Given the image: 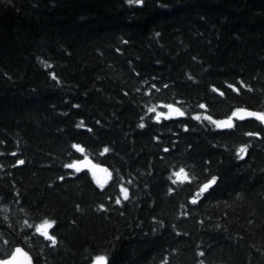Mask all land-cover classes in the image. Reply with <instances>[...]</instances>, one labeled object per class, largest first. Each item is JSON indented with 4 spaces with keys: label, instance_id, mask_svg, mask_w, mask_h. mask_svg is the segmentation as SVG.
Returning <instances> with one entry per match:
<instances>
[{
    "label": "trees",
    "instance_id": "16d2710c",
    "mask_svg": "<svg viewBox=\"0 0 264 264\" xmlns=\"http://www.w3.org/2000/svg\"><path fill=\"white\" fill-rule=\"evenodd\" d=\"M238 108L264 112V0H0V259L264 264V126L204 119Z\"/></svg>",
    "mask_w": 264,
    "mask_h": 264
},
{
    "label": "snow or ice",
    "instance_id": "6c2138e0",
    "mask_svg": "<svg viewBox=\"0 0 264 264\" xmlns=\"http://www.w3.org/2000/svg\"><path fill=\"white\" fill-rule=\"evenodd\" d=\"M133 0H129V3H132ZM136 3H140L141 0H135ZM153 87H155V85H153ZM231 87V86H230ZM222 95V93H221ZM164 107H166L169 111L167 113L164 112H158L156 114V119H159L161 116H183L185 113L178 107H175L173 104H166L164 105ZM201 108H204L205 105L201 104L200 105ZM149 111H153V109H149ZM233 117H237L238 119H244L245 117H254L257 120L264 122V112H257V111H249L247 109H243V108H238L236 110L233 111L232 115L227 117V119L225 120H213V118L210 115H205L204 119L211 121L212 123H214L217 127L220 128H232L233 127ZM195 119L199 120L201 119L200 115H196L194 117ZM143 125H141L142 127ZM248 135L250 136H256L258 135V133H248ZM74 148H76L77 150H79L80 152H83L84 149L82 148L81 145L78 144H74L73 145ZM108 149L105 148L104 152H107ZM238 152L244 153L247 151V145H240V147L237 150ZM103 154V153H101ZM17 163H23L22 161H17ZM66 167L69 168H75V170L77 172H79L81 170V166L88 168L90 167L92 170V175L93 178L96 179V182L98 184H100L101 187H103V182H101L100 179L97 178L96 176V169L99 168L98 165H94L91 163V161L88 160L87 156H85L83 161H75L72 164L69 165H65ZM103 172L107 173V169H101ZM181 173L184 172V169L181 168L179 170ZM62 179V178H61ZM183 179L187 180L188 176L187 174L184 175ZM215 177H213L212 180L208 181L206 184H203L200 186V188L198 189L199 194H203L209 187L210 185L214 182ZM124 194H125V199H127V189H124ZM117 203H119V200L116 201ZM193 203L196 202V197H193ZM101 207H103V205H101ZM55 222L51 221L47 218L43 219L42 224L38 225L36 227L37 232H40L46 239H49L52 241V243L54 244L56 242V238L52 235H50V233L47 231V229L52 228L53 224ZM18 255H22L25 259V261L27 262V264H31V259L28 256L27 252H24L23 249L21 248H16V250L12 253V256L5 261H0V264H15V261L17 260ZM92 264H107V257L105 255H96L93 258V262Z\"/></svg>",
    "mask_w": 264,
    "mask_h": 264
},
{
    "label": "water",
    "instance_id": "95a60500",
    "mask_svg": "<svg viewBox=\"0 0 264 264\" xmlns=\"http://www.w3.org/2000/svg\"><path fill=\"white\" fill-rule=\"evenodd\" d=\"M249 111H253V110H250V109H247ZM237 118V117H236ZM250 118H254V117H245L244 119H250ZM256 119V118H254ZM263 125H264V122H262ZM85 157L81 158L79 161H83ZM88 160L91 161L92 164L94 165H98L99 168L96 169V176L98 179L101 180V182H103V184L106 183L107 179H108V176H109V168L104 165V164H98L96 163L91 157L87 156ZM101 169H107V173L103 172ZM80 171H92L90 167L88 168H85V167H82L81 166V170ZM21 248L23 249L24 252H27L28 253V256L30 257L31 259V264H36L34 258H33V255L26 249L24 248L23 246H16L13 250V252L16 250V248ZM12 252V253H13ZM12 253L9 257H6L4 259H0V261H5V260H8L11 256H12ZM15 264H27V262L25 261L24 257L22 255H18L17 257V260L15 261Z\"/></svg>",
    "mask_w": 264,
    "mask_h": 264
},
{
    "label": "rangeland",
    "instance_id": "374dc122",
    "mask_svg": "<svg viewBox=\"0 0 264 264\" xmlns=\"http://www.w3.org/2000/svg\"><path fill=\"white\" fill-rule=\"evenodd\" d=\"M31 227V226H30ZM33 235L36 237L35 239H38V238H44V236L40 233V232H37V230H35L33 232ZM26 238V237H25ZM3 244H6V242H4Z\"/></svg>",
    "mask_w": 264,
    "mask_h": 264
}]
</instances>
